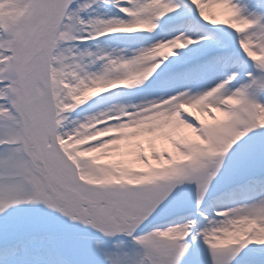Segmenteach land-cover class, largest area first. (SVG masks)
Returning <instances> with one entry per match:
<instances>
[{
  "label": "snow or ice",
  "instance_id": "snow-or-ice-1",
  "mask_svg": "<svg viewBox=\"0 0 264 264\" xmlns=\"http://www.w3.org/2000/svg\"><path fill=\"white\" fill-rule=\"evenodd\" d=\"M0 264H264V0H0Z\"/></svg>",
  "mask_w": 264,
  "mask_h": 264
}]
</instances>
